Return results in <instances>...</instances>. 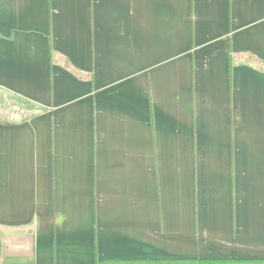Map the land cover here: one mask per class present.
I'll return each instance as SVG.
<instances>
[{
	"label": "crops",
	"instance_id": "crops-1",
	"mask_svg": "<svg viewBox=\"0 0 264 264\" xmlns=\"http://www.w3.org/2000/svg\"><path fill=\"white\" fill-rule=\"evenodd\" d=\"M263 69L264 0H0V264H264Z\"/></svg>",
	"mask_w": 264,
	"mask_h": 264
},
{
	"label": "trees",
	"instance_id": "trees-1",
	"mask_svg": "<svg viewBox=\"0 0 264 264\" xmlns=\"http://www.w3.org/2000/svg\"><path fill=\"white\" fill-rule=\"evenodd\" d=\"M231 67V63H230ZM264 71V69H263ZM95 262L97 259L95 258ZM208 261H193L186 259H162V260H139V261H111V262H101L100 264H198Z\"/></svg>",
	"mask_w": 264,
	"mask_h": 264
},
{
	"label": "built area",
	"instance_id": "built-area-1",
	"mask_svg": "<svg viewBox=\"0 0 264 264\" xmlns=\"http://www.w3.org/2000/svg\"><path fill=\"white\" fill-rule=\"evenodd\" d=\"M16 110V112H17V109H15ZM20 111H18V113H19Z\"/></svg>",
	"mask_w": 264,
	"mask_h": 264
}]
</instances>
